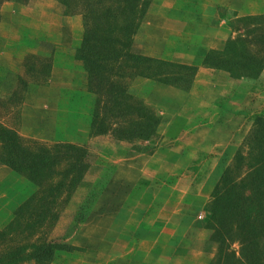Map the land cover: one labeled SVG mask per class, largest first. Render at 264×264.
Returning <instances> with one entry per match:
<instances>
[{"label": "rangeland", "instance_id": "374dc122", "mask_svg": "<svg viewBox=\"0 0 264 264\" xmlns=\"http://www.w3.org/2000/svg\"><path fill=\"white\" fill-rule=\"evenodd\" d=\"M28 2L29 0L24 5L32 3L30 7H33L34 17L31 26L35 27L34 29H38L42 22L51 26V32L53 26L65 28L81 24L83 32L82 17L81 22L77 23L72 20L69 24L62 21L59 11L62 12L64 8L57 0ZM21 6L23 4L18 8ZM29 9L22 15L24 22L21 21V25L27 23L26 17H30ZM219 13L231 18L227 22L229 27H225L238 34L239 25L235 17L238 11L220 6ZM10 23L17 25L16 20ZM59 33L62 39H67L66 34L63 35L61 31ZM27 41L23 44L31 48L30 55L35 56V60L52 59L56 46L54 40ZM140 45L141 39L136 35L134 48L143 53ZM0 54V123L12 126L22 141L32 148L37 146L53 148L59 143L66 142V137L77 139L78 136L75 137L74 133L76 135L78 131L73 126V120L80 115L56 112L61 102L65 100L72 107L76 106L77 110H81L84 117L91 115L95 97L85 89L84 71L82 74L78 72L77 67L71 65L69 70L74 73L73 78L63 83L68 88L66 91L68 94L65 99L61 96L57 98L56 91L48 89L40 92L34 83L23 86L18 83L17 76L23 77L26 81L31 80L24 65L28 56L15 53L8 47L1 50ZM65 58L63 57L61 63H64ZM175 58L179 61L177 56ZM210 77L212 80L203 90L204 97L198 93L199 96L190 99L187 96L183 97V94L190 90L192 83L185 89L186 86L182 88L180 85L163 84L154 79L136 78L130 81L138 96L160 115L162 122L157 135L149 141L120 142L112 139L110 135L92 136L89 132V135L75 144L83 145L91 151L90 167L70 197L67 200L65 196L59 199L57 219L46 223L33 236L26 238L15 236L13 240L1 245L0 250L14 243L64 239L65 242L75 245V248L70 250H79L85 254L87 260L107 264L111 244L110 209L121 199L130 201L135 198L139 204L141 201L142 205H149L147 204L149 200L146 202V194L142 189L144 186H150L152 189L156 188L157 192L151 196L150 202L153 204L168 207L177 203L180 205L179 211L182 209L184 211L188 205L189 211L195 213L193 217L195 221L186 231L190 242L187 260L185 259V263L182 264H205L212 252L204 251L207 232L203 226L209 220L208 205L212 199L214 186L224 168L233 164L236 151L240 149L241 152L247 153L246 142L254 128L255 119L258 116L264 117V69L255 78L231 79L222 71ZM14 88L17 96L11 95ZM27 109L33 110L34 113L26 112ZM216 109L220 112L218 113ZM23 117H28L26 125L23 123ZM34 129L44 131L41 135L33 137L31 131ZM120 161L125 162L124 171L129 177L127 184L114 182L115 167ZM1 165L3 164L0 163V178L6 179L7 185L19 181L8 174V168ZM188 171L194 173V176L181 182V178L186 180L182 175ZM170 186L177 187L179 191L186 188L187 192L185 196H181V193L170 195L168 194ZM133 187L135 196L130 197ZM6 191V188H2L0 194ZM89 193L92 194L87 195ZM85 201L90 207L89 213L84 223L76 231H72L69 226L72 217ZM137 245L138 238L133 237L130 258H127L129 264H139L138 260L142 256L147 257L140 264H163L160 262L162 257L154 254H160L161 251L149 252L139 249ZM234 246L236 247V244ZM55 260L58 261L59 258L55 257L52 261ZM73 260L72 257L65 258V262L72 263ZM21 264L49 262L26 261Z\"/></svg>", "mask_w": 264, "mask_h": 264}, {"label": "trees", "instance_id": "16d2710c", "mask_svg": "<svg viewBox=\"0 0 264 264\" xmlns=\"http://www.w3.org/2000/svg\"><path fill=\"white\" fill-rule=\"evenodd\" d=\"M21 4L28 0H0ZM64 15L83 19L80 45L74 58L80 60L86 89L94 95L90 135H110L117 141H149L157 135L161 117L132 87L136 78L154 79L186 88L197 67L151 57L136 51L135 35L152 0H57ZM239 32L223 48L209 50L203 64L226 72L231 78H255L264 69V14L236 19ZM26 58L31 80L17 76L18 83H45L51 59ZM183 84V85H181ZM17 96L16 88L11 93ZM247 153L236 151L234 162L222 171L208 205L205 252H212L205 264H264V117L258 116L247 139ZM91 151L64 142L53 148L26 145L17 131L0 123V163L24 176L36 186L0 228V246L15 236H33L58 217L57 205L66 200L90 167ZM89 193L87 195H90ZM87 201L75 211L72 231L84 223L90 207ZM236 244V247L234 246ZM75 248L64 239L14 243L0 250V264L26 261L51 262L58 251Z\"/></svg>", "mask_w": 264, "mask_h": 264}, {"label": "crops", "instance_id": "0c3cea01", "mask_svg": "<svg viewBox=\"0 0 264 264\" xmlns=\"http://www.w3.org/2000/svg\"><path fill=\"white\" fill-rule=\"evenodd\" d=\"M31 1L29 0V2ZM30 4L32 3L23 4V6L18 8L22 4L13 1L2 3L0 7V51L6 50V47H8L11 51L27 57L32 52H30L31 48L29 46L23 44L25 41H34L35 39L54 40L56 46L53 44L55 47L51 59L50 74L45 83L35 85L40 89V92L50 89L56 91L57 98L61 96L65 99L66 94H68L66 93L68 88L63 83L71 81L74 74L70 72L69 67L73 65L78 68V72L83 74L81 61L74 58L75 48L81 42L82 26L81 24L65 28L53 26V32H51V26L42 22L41 25H38L40 26L37 27L38 29H34L35 27L31 26L34 10L32 11L33 7H30ZM220 6L238 11L237 15H235L236 18L246 15L264 14V0H152L136 34L141 39L140 47L143 50V54L197 67L190 90L183 94V97L187 96L188 99L199 95L204 97L203 90L212 80L210 76L221 72V70L209 68L203 64L206 53L211 49L223 48L228 38L237 35L231 29L225 27H229L227 22L231 18L219 13ZM28 8H30V17H26L27 23L21 25V21L24 20L22 15L27 12ZM59 12L61 13L59 16L62 21H66L68 24L71 20L76 23L81 22L80 18L82 16L79 14L64 15L63 11ZM14 20L17 21L16 26L10 23ZM59 31L63 35L66 34L67 39H62ZM176 56L179 61L175 60ZM63 57L66 58L64 63H61ZM81 89L84 90L83 87ZM198 93L200 94L198 95ZM216 110L218 113L220 112L219 109ZM30 111L34 113L33 110H26L28 113ZM81 112V110L76 109V106L72 107L65 100L58 107L56 112L58 114L76 113V115H80L73 120V126L78 131L76 135L74 133V136H78V138L65 136L66 142L75 144L89 135L90 116L86 115L84 117ZM27 118L23 117L25 125ZM9 127L13 128L12 126ZM43 131L44 129H34L31 132L33 137H36L41 135ZM1 166L8 168V174L13 175L19 181L9 186L6 184V179L0 178V192L2 188L7 190L6 193L0 194V228L4 227L12 219L15 209L37 189L33 183L21 174L4 164ZM115 168L114 182L127 184L129 177L124 171L125 162L120 161ZM182 176L186 180L181 178V182H185L189 180V177H193L194 173H189L188 171ZM184 187L187 188L185 185ZM186 188H184V191H179L177 187L170 186L168 194L178 195L181 193V196H185ZM134 190L135 188L130 192V197L135 196ZM142 190L146 194V202L149 200V203H147L149 205H142L141 201L139 204L135 198L130 201L121 199L111 208L112 210L110 209L111 244L110 257L107 259V264H129L127 258H130V246L133 237L138 238L136 247H139V249L149 250V252L161 251L160 254H154L157 257H162V259L159 258L163 264L185 263L190 242L186 231L194 223L195 218L193 217L195 213L189 211L188 205L184 208V212L183 209L179 211L178 206L180 205H177V203L168 207H166L167 205L153 204L150 200L152 195L157 194L156 188L152 189L150 186H144ZM76 245L79 246L77 243ZM73 246L75 247V245ZM194 256L192 255V257ZM55 257H58L59 260L51 261L49 264H99L97 261L87 260L85 254L76 249L58 251ZM69 257L74 258L72 263L65 262V258ZM146 257L142 256L138 260L139 264Z\"/></svg>", "mask_w": 264, "mask_h": 264}]
</instances>
